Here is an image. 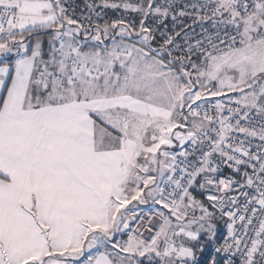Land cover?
Here are the masks:
<instances>
[{
    "label": "snow or ice",
    "instance_id": "obj_1",
    "mask_svg": "<svg viewBox=\"0 0 264 264\" xmlns=\"http://www.w3.org/2000/svg\"><path fill=\"white\" fill-rule=\"evenodd\" d=\"M209 242L264 264V0H0V264H198Z\"/></svg>",
    "mask_w": 264,
    "mask_h": 264
},
{
    "label": "built area",
    "instance_id": "obj_2",
    "mask_svg": "<svg viewBox=\"0 0 264 264\" xmlns=\"http://www.w3.org/2000/svg\"><path fill=\"white\" fill-rule=\"evenodd\" d=\"M169 27H171V25H169ZM188 31H189V38L193 42H195V39L200 38L201 28L199 25L194 26L192 29H189ZM209 31H211V29H209ZM176 39L178 41H180L181 43H183V41H184L183 34L180 37H177ZM214 101L227 103V97H221V98L215 99ZM229 174H230V170L227 168H223L219 175L220 176H228ZM193 194L197 198L203 199V194L200 193L199 191L194 190ZM217 217L222 221V226H221L220 230L218 231V233L215 235L216 245L220 246L224 243L225 237L227 236V225L225 223L227 218L226 217L220 218L219 213H217ZM197 255H198V264H211V259H212L213 255H215V257H216V264H224V260L227 258L226 255L222 252L221 253H215L214 249L212 247V244L210 242L206 243L205 247H204V251L203 252H197ZM233 259L235 261V264H239V258L238 257H234Z\"/></svg>",
    "mask_w": 264,
    "mask_h": 264
},
{
    "label": "trees",
    "instance_id": "obj_3",
    "mask_svg": "<svg viewBox=\"0 0 264 264\" xmlns=\"http://www.w3.org/2000/svg\"><path fill=\"white\" fill-rule=\"evenodd\" d=\"M83 2H84V0H83V1H81V0H74V1H73V3H74L75 5H78V6L83 5ZM80 10H81L80 7H76V12H77V13H79ZM115 16H116L115 13H113L112 11H108V15H107V18H106V19H109V20H110V19L115 18ZM43 42H44V43H48V36H47V35L43 36ZM46 47H47V45L45 46V48H46ZM46 50H48V48H47ZM216 225L218 226V230H219V228H221V226H222V221H221L219 218H217V220H216Z\"/></svg>",
    "mask_w": 264,
    "mask_h": 264
},
{
    "label": "rangeland",
    "instance_id": "obj_4",
    "mask_svg": "<svg viewBox=\"0 0 264 264\" xmlns=\"http://www.w3.org/2000/svg\"><path fill=\"white\" fill-rule=\"evenodd\" d=\"M73 1L74 0H70V2H72L73 3ZM81 1H83V0H81ZM109 11H111V10H109ZM44 43V42H43ZM48 43H44V48H45V46L47 45ZM43 48V49H44ZM235 94L234 93H228L227 94V96H234ZM227 96H222V97H227ZM218 98H221V97H213V98H211L212 100H215V99H218ZM133 203H135V202H133ZM128 207H132V205H129ZM158 207V206H157ZM140 208L143 210V211H148L150 208H151V205H141L140 206ZM215 225H216V221H215ZM219 230H220V228H219ZM218 226L216 225V229H215V232H216V234L218 233ZM215 234V235H216ZM124 239H126V237H124Z\"/></svg>",
    "mask_w": 264,
    "mask_h": 264
},
{
    "label": "crops",
    "instance_id": "obj_5",
    "mask_svg": "<svg viewBox=\"0 0 264 264\" xmlns=\"http://www.w3.org/2000/svg\"><path fill=\"white\" fill-rule=\"evenodd\" d=\"M43 48H44V43H43ZM47 48H48V44H47V47L44 48L45 55H46V53H47V51H48V50H46Z\"/></svg>",
    "mask_w": 264,
    "mask_h": 264
}]
</instances>
